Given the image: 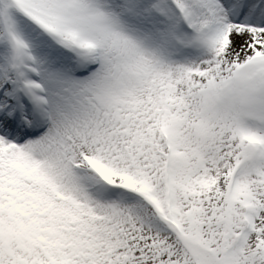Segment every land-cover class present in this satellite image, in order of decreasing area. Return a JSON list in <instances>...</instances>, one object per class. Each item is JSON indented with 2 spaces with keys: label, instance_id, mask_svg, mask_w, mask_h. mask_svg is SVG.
<instances>
[{
  "label": "snow or ice",
  "instance_id": "1",
  "mask_svg": "<svg viewBox=\"0 0 264 264\" xmlns=\"http://www.w3.org/2000/svg\"><path fill=\"white\" fill-rule=\"evenodd\" d=\"M0 264H264V0H0Z\"/></svg>",
  "mask_w": 264,
  "mask_h": 264
}]
</instances>
